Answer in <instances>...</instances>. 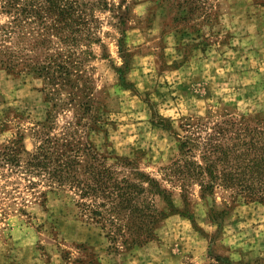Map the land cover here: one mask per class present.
<instances>
[{
    "label": "rangeland",
    "instance_id": "rangeland-1",
    "mask_svg": "<svg viewBox=\"0 0 264 264\" xmlns=\"http://www.w3.org/2000/svg\"><path fill=\"white\" fill-rule=\"evenodd\" d=\"M77 2L85 24L69 84L0 65V264H264V202L162 179L179 137L208 136L227 119L264 126V0ZM8 21L0 12V34ZM0 38L18 43L17 33ZM33 45L23 41L24 52L42 59ZM61 47L53 37L48 51ZM71 147L84 180L94 169L162 182L172 206L150 197L166 216L138 225L99 191L80 197L33 168L39 150Z\"/></svg>",
    "mask_w": 264,
    "mask_h": 264
},
{
    "label": "trees",
    "instance_id": "trees-1",
    "mask_svg": "<svg viewBox=\"0 0 264 264\" xmlns=\"http://www.w3.org/2000/svg\"><path fill=\"white\" fill-rule=\"evenodd\" d=\"M171 1L186 5L193 0ZM79 7L77 0H0V12L9 17L0 37L6 40L13 33L18 37L15 46L5 44L0 47V65L18 75L27 70L46 81L69 84L73 69L81 60L74 51L80 40L81 26L85 24ZM53 37L62 47L49 53L48 45ZM23 41L34 44L30 51L43 55V58L39 59L38 54H26ZM222 123L208 136L190 132L179 137V156L163 167L162 179L179 183L182 191L191 183L198 184L200 190L208 194H212L215 187H229L244 197L264 202V126L234 119ZM40 150L32 155V166L37 171L47 170L51 185L73 188L80 197L88 194L96 197L95 192L99 191L109 203L110 211L116 206L129 209V219L134 221L137 218L138 225H154L166 216L164 209L155 207L150 195H158L165 207L172 206L168 189L149 175L137 173L134 178L140 183L133 184L126 177L110 180L107 175L92 169L84 180L80 176L78 148H69L68 154L66 151L57 154L51 151V157L48 154L46 157ZM137 193L146 195V205L141 208L136 204ZM95 205L94 201L89 211L98 214ZM141 232L143 239L150 235V229ZM141 238L137 237V240Z\"/></svg>",
    "mask_w": 264,
    "mask_h": 264
}]
</instances>
